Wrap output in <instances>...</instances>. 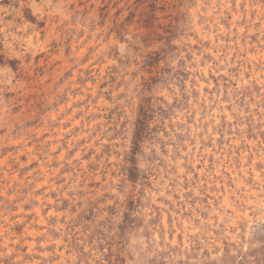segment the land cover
<instances>
[{
	"label": "rangeland",
	"instance_id": "obj_1",
	"mask_svg": "<svg viewBox=\"0 0 264 264\" xmlns=\"http://www.w3.org/2000/svg\"><path fill=\"white\" fill-rule=\"evenodd\" d=\"M0 264H264V0H0Z\"/></svg>",
	"mask_w": 264,
	"mask_h": 264
},
{
	"label": "bare ground",
	"instance_id": "obj_2",
	"mask_svg": "<svg viewBox=\"0 0 264 264\" xmlns=\"http://www.w3.org/2000/svg\"><path fill=\"white\" fill-rule=\"evenodd\" d=\"M230 1V0H229ZM256 9V8H255ZM213 15V14H212ZM218 18V17H217ZM237 34V33H236ZM240 34V33H239ZM206 76V75H205ZM213 113V112H212ZM201 151V150H200ZM196 152V151H195ZM190 153V152H189ZM193 154V153H192ZM242 156V155H241ZM222 159V158H221ZM197 164V163H196ZM202 164V163H201ZM178 166V165H177ZM193 168V167H192ZM218 176V175H217ZM216 180V179H215ZM248 190V189H247ZM249 206V205H248ZM255 206V205H254ZM248 220V219H247ZM247 223V222H246ZM174 230V229H173ZM31 246V243H30Z\"/></svg>",
	"mask_w": 264,
	"mask_h": 264
}]
</instances>
